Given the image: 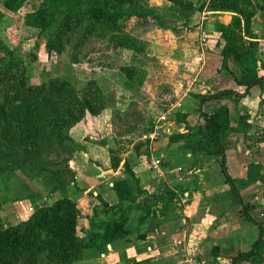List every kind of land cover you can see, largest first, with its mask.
<instances>
[{
	"label": "trees",
	"instance_id": "trees-1",
	"mask_svg": "<svg viewBox=\"0 0 264 264\" xmlns=\"http://www.w3.org/2000/svg\"><path fill=\"white\" fill-rule=\"evenodd\" d=\"M153 0H41L30 5V0H0V180L7 195L13 191L14 201L28 199L36 210L26 219L6 227L0 218V264H73L82 259L87 251L92 254H105L114 241L131 234L129 222L134 209L141 210L138 218L142 223L149 210L143 206L140 197L144 190L136 174L127 161L123 167L127 179H115L114 190L119 197L117 205H110L102 198L99 208L89 218L90 226L82 225L84 218L75 200L70 196L74 175L70 180L60 177L57 170L51 168L56 159L68 153L67 161L77 151L83 149L80 142L70 133V129L89 115L103 113L108 109V101L96 81H90L80 92L76 86L63 77L50 78L34 85L29 81L26 63L21 54L20 45L12 48L7 34L1 30L3 22L19 15L24 17L25 26L38 31L41 42H36L31 61L38 60V51L54 61L59 56H67L69 62L81 65L89 57L87 48L92 39L106 40L110 51L128 50L132 52V63L116 67L118 86L127 92L135 93L143 86L147 78L145 54L146 42L141 35L129 33L125 24L133 17L166 27L168 14H161L152 4ZM177 5L191 15L201 11L203 1L192 3L190 0H165ZM208 7L232 16L226 24L217 21L215 29L225 40L222 50L223 68H228L229 59H233L240 74L231 70L237 85L248 93L254 87H264V76L260 74L262 66L258 64L259 42L252 28V20L261 7V0H206ZM186 16V15H185ZM187 17V16H186ZM16 27L6 30L13 35ZM42 44V45H41ZM227 94L240 95L233 90H223L204 97L202 103L221 98ZM177 116V115H176ZM185 117V115H182ZM204 123L197 128L186 124L185 132L170 136V142L185 141L191 152H205L209 156L222 157L221 165L225 179L232 190L241 198L235 180L229 175L224 157V142L235 130L231 125L230 108L220 106L214 112H201ZM179 121H183L181 113ZM245 117L239 120V128H250ZM246 128V129H245ZM240 130V129H239ZM96 143L99 138L86 133L82 140ZM100 140L99 145L109 146L108 138ZM111 167L117 170L122 159L111 147ZM140 154V153H138ZM57 157V158H56ZM262 166L252 164L249 169V181L252 183L262 177ZM18 172L28 180L44 176L50 182L47 185L49 195L58 192L60 197L52 204L39 205L37 192L33 191ZM28 191L23 195L19 190ZM259 228V237L253 247L237 251L232 255L233 264L239 261L262 257L264 251V228L250 216ZM83 232V236L80 235ZM215 254L219 253L217 250ZM262 259V258H261Z\"/></svg>",
	"mask_w": 264,
	"mask_h": 264
},
{
	"label": "crops",
	"instance_id": "crops-1",
	"mask_svg": "<svg viewBox=\"0 0 264 264\" xmlns=\"http://www.w3.org/2000/svg\"><path fill=\"white\" fill-rule=\"evenodd\" d=\"M206 15L205 12L196 11L189 18L185 16V27H168V31L165 30L166 35H174L182 39L184 44L180 41L178 48L175 46L171 52H162L154 60L165 71L173 70L174 79L164 77V81H171L169 83L175 88V96L182 98L185 94L184 109L181 111V118H185V121H179L177 115L174 134L185 132L186 124L193 128L203 124L201 112H214L220 106L230 108L231 125L235 130L225 139L224 159L229 175L235 180L241 201L225 179L222 157L209 156L205 152L193 153L185 142V156L175 159L170 155L171 152L168 153L169 161L162 163L160 169L152 168L154 159L151 163L141 159L133 170L145 192L140 201L150 214L139 223L138 218L142 211L134 209L129 222L131 234L110 244L107 253L91 258L96 264H189V260L185 261L187 258L195 261V264H204L205 261L208 264H233L232 255L238 249L243 251L240 246L247 243L246 238L242 237V234L245 235L244 224H249L245 227L251 229L249 237H253L248 239L252 242L251 246L259 237L252 225L255 223L248 216L264 220V87H254L245 93L246 89L237 85L231 74V70L240 74L237 63L229 59L228 68H223L222 50L225 41L217 33L213 36L214 39L209 40L213 43L206 44L201 38ZM226 15L228 16L227 13ZM227 16L223 19L228 20ZM168 17L170 19L169 14ZM132 20H136L139 25V21H142L133 17L126 22L124 28L129 33L137 34L127 29ZM252 28L259 41L257 58L259 66H262L260 74L264 76V0H261V7L252 20ZM153 32L148 30V35L143 39L147 52ZM216 41L217 44L214 43ZM186 81L191 84L186 85ZM223 90H233L243 95L236 97L227 94L210 103H202L204 97ZM109 109L110 106L106 111H110ZM107 113L109 112H104L106 115ZM242 116L245 117V123L250 125L247 135L244 129L239 128ZM90 117L89 115L84 122L86 130L82 132L81 138L92 131L99 130L105 136L106 130L110 133L109 121L102 123V129H99L98 124L96 126ZM241 130L244 131L240 132ZM78 137H75L76 140ZM161 140V147L164 149L174 148L175 143L171 144L170 136ZM105 156L106 161L98 156L92 158L89 151L87 153L82 149L69 161L74 175L70 196L76 201L84 217L81 219L82 225L87 228L90 226L89 218L99 208V198L110 205H117L119 197L114 190L113 181L128 178L123 167L125 160L121 162L120 168L114 170L108 154ZM161 156L163 154L159 155ZM252 164L262 166V177L248 184ZM180 177H183L182 181L179 180ZM239 226L243 228L239 229ZM224 230L230 232H222ZM80 235L83 236V232ZM221 240L229 241L227 248H223V245L220 247L222 251L228 249V252L215 254L213 247Z\"/></svg>",
	"mask_w": 264,
	"mask_h": 264
},
{
	"label": "rangeland",
	"instance_id": "rangeland-1",
	"mask_svg": "<svg viewBox=\"0 0 264 264\" xmlns=\"http://www.w3.org/2000/svg\"><path fill=\"white\" fill-rule=\"evenodd\" d=\"M40 1L41 0H30L29 6H31L32 4H37ZM190 1L192 3H196L198 0ZM152 4L157 7L158 11L162 15H170V19L168 18L169 24L167 23L168 26L166 25V27H161L159 25L147 23L144 21H139V25L136 20L130 21V23H128L127 25V29L129 31H135L138 35H141L143 37L142 39H145L144 36L148 35V30L151 32L152 30L154 31L150 35L151 40L149 41V50L144 55L147 61L146 64H144V68L147 70L148 75L143 86L140 87L139 90H137V92L135 93L125 91L115 82L118 79V73L117 70H115L116 67H119L122 64L132 63L131 51L118 50L116 52H113L109 50L110 47L106 40L92 39V42H90V45L87 48V50L90 52V55L81 65L71 64L67 56L65 55L56 57L54 58V61H51L44 54L42 46L38 51V60L31 61L32 54H30V52H34L36 50L35 44L37 41H42L38 35V31L25 26L24 17L22 16L20 18L19 15H16L15 18H11L9 16V18H7V20L3 22L4 24L1 27L2 32L9 36L8 43L12 48L20 45L21 54L23 55L26 63L27 75L29 81L32 84L37 85L41 84L44 81H48V79L50 78L63 77L69 79L80 92L83 91L84 87L90 81H96V83L100 86L107 98L108 105L110 106V111H104L109 112L107 113V115L104 114V112L96 115H90V118H92L91 120L95 121L96 126L98 124L99 129H102V123L105 124L109 121L111 123V125L109 124L110 126L108 127L110 129V133L106 132V130L105 136V134L100 133L99 130L95 132L92 131L90 132V134H93L94 136L99 138L96 143L90 141L87 138L82 140V132L84 133L86 130V125L84 122H86L88 119H83L75 124L70 129V133L74 138L79 136L77 138V141L80 142V145L84 150H86L87 153L88 151L90 152V156H92V158L98 156V158H103L104 161H106L107 156H105V154L107 153L110 164L111 155L107 152L109 151V147L115 150L116 154L120 157V159H122V161L125 160L130 163L132 168L141 159L145 161L147 160L151 163L153 159H156V157L158 158L161 154H163V164H166V162L169 161L167 157L168 153L170 152V155L174 156L175 159L185 156V141L175 143L173 145V149H171L170 147L164 149V147H161L163 145L160 142L162 141V138L152 142L150 140H147L146 136H149V133L154 128L153 116L171 107L173 103L179 100V98L175 96L174 86L169 83L171 81H164V77H168L171 79L174 77L173 70L170 69L169 71H165L161 67V65L154 60L155 56L160 55V53L162 52H171L173 48H175V46L176 48L179 47V42H182V39L180 40L174 35L167 36V28H171V26H174L175 28H180L182 26L185 27V23H183V21H185L186 18H189L192 14L187 15L188 11H183L177 5H173L172 3H169L165 0H153ZM203 4L204 7L200 12H205L207 13V15L204 21V28L202 29L204 31L201 35V38L204 43L209 44L213 43V41L209 42V40L213 38L216 33L218 34V36H220V38H222L221 33L215 29L216 22L221 21L228 24L231 21L232 16H230V14H228L227 16L224 12L214 11L212 8L208 7L206 0L203 1ZM185 15L187 16L186 18ZM226 16L228 17V20L223 19ZM188 20L186 22H188ZM11 25L16 27V30L14 29L13 31V35H9L10 33L6 32L8 28L10 29ZM197 31L201 32L199 29H197ZM257 42L259 41L257 40ZM214 43L217 44V41ZM199 49L201 48L199 47ZM238 72L240 73V69H238ZM183 109L184 103L181 108L175 110V115L181 113ZM182 119L184 122L185 118ZM96 121H98L99 123H97ZM88 122L91 121L89 120ZM102 136H104V138H108V147L103 146L104 148H100L94 145H99L100 140H104ZM103 153H105L104 156ZM64 157L68 158V153L63 154L62 158ZM62 158L58 157L56 159V164H54L51 168L61 172L60 177L68 181L71 179V177H73V175L70 174V172H72V169L69 167V162H61ZM18 175H20V177L29 184L33 191L37 192L36 198L39 205L52 204L56 199L60 197L58 192H55L53 196L49 195L47 185L49 184L48 182H50V178L47 180L46 177L37 175L34 181H30L20 172H18ZM3 186L4 184L0 180V218L2 224L8 227L28 218L33 213L30 208L36 210V207L26 198H24L23 200L14 201L10 197H13V191H10L11 193L7 195L6 191L2 190ZM18 192L20 195L28 193V191L24 189H21ZM257 221L261 223L264 228V220L261 219ZM247 225L249 224H244L245 235L242 234V237L246 238L245 240H247V243H243V248L240 246L241 250L245 252H247L246 250H250L253 247L251 246V240H248L253 236L249 237V235L251 234V229H247V227H245ZM252 225L258 236L259 228L257 224L255 223ZM241 228H243V226H239V229ZM222 232L230 231L224 230ZM222 234L224 235V233ZM228 243L229 241H217V245H215L216 247H213V252L214 250L216 252L218 250L221 253L224 251L228 252V249H223L224 251L220 249L222 245L224 246L223 248H227ZM91 252L92 251H87L82 259L74 262L73 264H96L93 262V259L91 260V258H95L96 254H92ZM262 253V257L253 258L251 259V261H239L237 264H264V251ZM104 262L106 261L104 260ZM204 264H208V261H205Z\"/></svg>",
	"mask_w": 264,
	"mask_h": 264
},
{
	"label": "built area",
	"instance_id": "built-area-1",
	"mask_svg": "<svg viewBox=\"0 0 264 264\" xmlns=\"http://www.w3.org/2000/svg\"><path fill=\"white\" fill-rule=\"evenodd\" d=\"M185 83L186 85L191 84L189 83V81H186ZM184 91H185V85H184ZM184 97L179 98V100L177 99L178 101L173 103L171 107L153 116L154 128L149 133V136H146L147 140L154 142L165 136H171L175 133L177 126V116L175 115L174 112L176 109H179L183 106ZM161 165H162V156L152 161V168L155 170L160 169ZM179 180L182 181L183 177H180ZM30 210L34 212L33 208H30ZM185 261L186 262L188 261L189 264H195V261H193L192 259L187 258Z\"/></svg>",
	"mask_w": 264,
	"mask_h": 264
}]
</instances>
